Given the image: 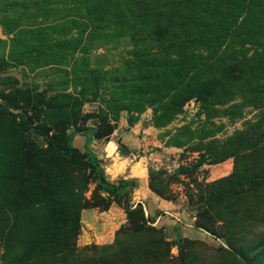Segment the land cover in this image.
Segmentation results:
<instances>
[{
	"label": "rangeland",
	"instance_id": "rangeland-1",
	"mask_svg": "<svg viewBox=\"0 0 264 264\" xmlns=\"http://www.w3.org/2000/svg\"><path fill=\"white\" fill-rule=\"evenodd\" d=\"M231 1L237 6L232 3L234 15L229 10L227 19L219 14L222 6L220 12L210 9L203 14L207 19L199 26H214L210 31L212 46L207 51L194 43V51L188 48L189 56L200 54L204 62L214 66L208 67L206 77L198 79L206 83L204 93L191 97L174 112L172 108L183 93L175 89L174 77L162 83L159 68L167 59L166 72H176L178 48L173 31L159 34L152 22L144 24L145 17L137 20L127 12L128 5L121 0L120 6L101 9L91 4L86 7L80 3L83 0H0V104L8 102L17 122L26 119L47 134L41 136L30 129L25 132L28 140L40 148L47 147V140L65 148L72 135L100 128L99 132L106 133L111 127L117 128L121 118L128 126H146L147 137L154 143L147 151H131L134 156L130 154L131 160L119 168L129 163L126 168L132 175L144 180L150 191L151 185L161 192V199L176 204L182 212L178 220L169 217L170 227H157L150 220L168 244L162 264H180L181 260L183 264H245L237 253L241 248L243 254L253 250L261 244L264 233V1L248 4L250 7L246 0ZM116 9L120 13L126 10V15L115 17ZM164 11L176 26L171 17L178 8ZM72 16L84 18L79 22L82 24L87 18H98L101 26H73ZM138 35L142 47L135 46L133 38ZM146 51L156 56L138 68L140 53ZM196 75V71H188L186 80H195ZM1 123L0 135L5 128ZM107 163L98 161V168L108 183L117 185L121 179L110 182ZM236 163L238 182L257 176L255 189L249 192L252 196L229 197L231 210L243 199L247 203L241 206L235 222L228 224L232 235L223 226L215 227V237L195 227L205 205L198 189L231 176ZM3 174L0 166V176ZM121 181L125 185L119 196H108L93 178L83 194L89 205L100 207L83 209L79 217L76 255L86 257L90 264H124L123 258L105 262L102 256L107 253L103 248L115 247L117 231L127 219L116 228L112 225L114 229L107 230L110 239L105 241L82 237L86 228L81 217L85 210L104 212L112 206L117 213L118 207H130L129 193L140 184L131 179ZM5 189L7 186L0 182V196ZM31 217L16 220L14 215L7 219L0 209V264H23L24 231L20 226ZM7 227L15 231L9 232ZM226 234L233 238L236 252L222 237ZM85 248L89 249L82 251ZM251 258L264 264V250L256 249Z\"/></svg>",
	"mask_w": 264,
	"mask_h": 264
},
{
	"label": "trees",
	"instance_id": "trees-1",
	"mask_svg": "<svg viewBox=\"0 0 264 264\" xmlns=\"http://www.w3.org/2000/svg\"><path fill=\"white\" fill-rule=\"evenodd\" d=\"M121 1H124L125 6L128 5L127 12L133 13L137 20L139 17H145V25L152 22L154 27L159 28L156 29L159 34L165 30L174 32L175 45L177 44L178 48L176 72L174 75H169L166 72L169 65L167 59L163 60L164 62L159 68L162 71L160 74L162 83L166 84L169 78L174 77L175 89L183 93L176 100V106L172 108L174 112H177L188 99L204 93L206 83L198 79L206 77L205 73H207L206 70H209L208 67L214 66L204 62V58L200 54L197 57L189 56L188 48L194 51L192 48L194 43H197L194 45L198 49H207V51L208 47L210 49L212 46L211 38L213 36L210 31L214 26H199L202 19H207L203 14L210 9L220 12L222 6L223 9L219 14H221V18L227 19L230 14L229 10L233 8L231 6L233 2L231 0H169L167 5H163L167 0ZM246 1L247 5H252L256 1L264 0ZM80 3L86 4V7L91 4L94 8L100 9L121 4L120 0H83ZM98 3L100 4L96 5ZM233 6H237V4L233 3ZM167 7L171 10L178 8V13L172 14L173 17H171L174 18L175 23H178L176 26H173L174 22L172 23L169 19V13L164 11ZM123 9L121 13L116 9L115 17L126 15V10ZM233 11L232 9V15H234ZM83 19L72 16L73 26H88V24L89 26H98L100 22L98 18L96 20L87 18L89 19L87 23H79ZM133 39L135 46L142 47L139 35ZM160 39L161 37H159ZM192 39L195 40L192 41ZM187 49L188 54H186ZM150 53L151 51L140 53L142 56L137 60L138 68L146 66L147 58L156 56L155 53H152L153 55ZM159 53L162 52L159 51ZM188 71L197 72L195 80H186ZM141 80L144 83L146 78ZM218 82L223 85L221 80ZM6 103L7 105L0 104V124H2L1 122L5 123V128L0 135V166L4 171L2 177L0 176V182L3 186H7L5 193L2 192L0 196V209L7 219L15 215L16 220H23L32 215V219L20 226L21 231H24L21 255L23 264H90L86 257L76 255L75 241L79 235L81 210L99 207V205H89V201L84 198L83 194L92 178L97 181V187L101 188L108 196L121 195L125 182L120 180L117 185L108 183L103 171L98 168V161L92 154L88 150L82 153L72 147L70 143L72 136L69 138V146L65 148L50 140H47L45 148L36 146L27 139L25 132L32 129L41 136H47V134L43 133L40 128L33 127L26 119L17 122V117L11 113L8 102ZM113 129L115 127H111L109 130ZM237 165L238 163L235 165L233 174L228 178L206 185V189L204 186H199L198 189L202 192L200 201L204 200L205 205L201 208L195 227L203 229L215 237H217L216 228L223 226L231 234L232 227L230 228L228 224L235 222L241 206L247 203V200L243 199L236 203L231 210L227 206L229 197L240 194L252 196L249 192H253L255 189L257 176L238 182ZM223 182H228V184L224 187L220 185ZM150 189L160 198H164L163 194L154 190L151 185ZM106 208L107 206L102 211ZM125 213L127 224L121 226L117 231L115 247L103 248L107 252L102 256L103 261L107 262L109 258L117 259L118 257L123 258L124 264H162V261L167 258L165 246L168 245L163 240L162 231L151 226V222L144 216L140 204L133 209L126 205ZM225 215H230V217ZM202 218H205L210 224H206ZM218 222H221L222 226H217ZM14 231V228H9V232ZM222 237L229 248L236 252L237 248L232 243L233 238L229 234ZM260 237L261 244L253 250L243 254L244 250L241 248L237 253L241 256L242 263L257 264L251 255L256 249L264 250V233ZM88 249L85 248L82 251ZM256 259L259 260L258 257ZM180 264H183V260L180 261Z\"/></svg>",
	"mask_w": 264,
	"mask_h": 264
},
{
	"label": "crops",
	"instance_id": "crops-1",
	"mask_svg": "<svg viewBox=\"0 0 264 264\" xmlns=\"http://www.w3.org/2000/svg\"><path fill=\"white\" fill-rule=\"evenodd\" d=\"M100 128V127H99ZM96 131L87 132L85 135L74 134L71 138L72 147L84 153L88 150L97 161H105L107 163L106 171L110 173V182L118 180H136L140 185L138 188L132 189L129 193L130 201L129 208L133 209L140 204L144 210L145 217L152 221L153 225L157 227H170L172 222L168 221L169 217L178 220L182 212L178 210L176 204L164 201L145 186V181L138 179L132 175L131 169L127 170L129 163H126L123 168H119L125 160H131L130 154L134 156L131 151L141 150L147 151L148 146L154 142H150L147 133L149 132L144 127H137L136 125L128 126L124 119H120L118 127L108 132ZM123 149H127V153H123ZM129 152V153H128ZM144 175V174H143ZM108 180V179H107ZM108 180V181H109ZM113 205V204H112ZM111 206L108 211L97 212L95 210H85L81 217L83 221L84 238L93 239L98 237L108 241V231L118 225H122L126 221L125 210L121 207L117 208V213ZM114 212V213H113ZM114 214V216H113ZM116 221L118 222L117 224ZM112 225L114 227H112ZM190 228L195 229L191 225ZM108 230V231H107ZM183 231V228H182ZM181 231V233H182ZM185 231V230H184ZM191 235L195 233L191 231ZM187 233V232H186ZM180 234V232H179ZM183 237L187 235L183 232ZM107 237V238H106Z\"/></svg>",
	"mask_w": 264,
	"mask_h": 264
}]
</instances>
